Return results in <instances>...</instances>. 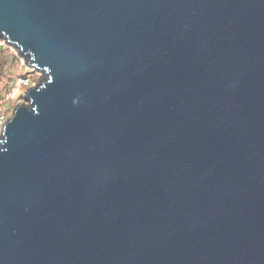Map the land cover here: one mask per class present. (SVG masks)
<instances>
[{
	"label": "water",
	"instance_id": "water-1",
	"mask_svg": "<svg viewBox=\"0 0 264 264\" xmlns=\"http://www.w3.org/2000/svg\"><path fill=\"white\" fill-rule=\"evenodd\" d=\"M41 76L0 133V264H264V0H0Z\"/></svg>",
	"mask_w": 264,
	"mask_h": 264
},
{
	"label": "rangeland",
	"instance_id": "rangeland-1",
	"mask_svg": "<svg viewBox=\"0 0 264 264\" xmlns=\"http://www.w3.org/2000/svg\"><path fill=\"white\" fill-rule=\"evenodd\" d=\"M16 50L12 47L6 44L5 41L0 39V59L6 60L7 66L5 67V77L6 79L10 77H15L17 75H20L24 72H29V75L34 77V82L37 83L39 81V78L41 74L37 70H32L31 68L27 67L22 60L18 57L17 60H13L15 57H17ZM4 83H0V89L3 87ZM27 86H19L15 89L14 97L11 99L5 100V104H3V108H5L7 111H5L8 118L12 114L13 109L19 102H28L25 100V92L27 91ZM4 99V97H3ZM1 108V109H3ZM2 126L0 125V133H1Z\"/></svg>",
	"mask_w": 264,
	"mask_h": 264
},
{
	"label": "built area",
	"instance_id": "built-area-1",
	"mask_svg": "<svg viewBox=\"0 0 264 264\" xmlns=\"http://www.w3.org/2000/svg\"><path fill=\"white\" fill-rule=\"evenodd\" d=\"M34 77L30 76L29 73L24 76H15L13 78H10L8 80V92L5 96V100L11 99L14 97L15 89L19 86H27L28 88L35 85ZM5 111H7L5 108L0 110V125L3 126V123L8 119V116L6 115Z\"/></svg>",
	"mask_w": 264,
	"mask_h": 264
},
{
	"label": "trees",
	"instance_id": "trees-1",
	"mask_svg": "<svg viewBox=\"0 0 264 264\" xmlns=\"http://www.w3.org/2000/svg\"><path fill=\"white\" fill-rule=\"evenodd\" d=\"M19 56L17 55V57H15L13 60H17ZM8 63H6V60L4 59H0V83H4L5 81V84H3V87H1L0 89V110H2L1 108H3V104H5L4 102H1L3 100V97L5 98L7 92H8V79L4 78L5 77V67L7 66ZM29 72H24L22 74H20L19 76H24V75H27Z\"/></svg>",
	"mask_w": 264,
	"mask_h": 264
},
{
	"label": "crops",
	"instance_id": "crops-1",
	"mask_svg": "<svg viewBox=\"0 0 264 264\" xmlns=\"http://www.w3.org/2000/svg\"><path fill=\"white\" fill-rule=\"evenodd\" d=\"M10 78H13V77H10ZM10 78H9V79H10ZM4 99H5V98H4ZM4 99H3L1 102H4ZM3 109H4V108H3Z\"/></svg>",
	"mask_w": 264,
	"mask_h": 264
}]
</instances>
